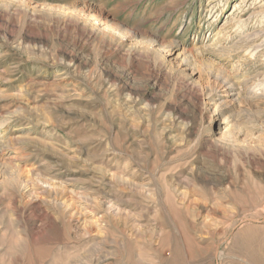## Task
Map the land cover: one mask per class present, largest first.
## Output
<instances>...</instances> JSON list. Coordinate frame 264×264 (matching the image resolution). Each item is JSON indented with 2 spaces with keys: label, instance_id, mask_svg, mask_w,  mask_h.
Here are the masks:
<instances>
[{
  "label": "rangeland",
  "instance_id": "1",
  "mask_svg": "<svg viewBox=\"0 0 264 264\" xmlns=\"http://www.w3.org/2000/svg\"><path fill=\"white\" fill-rule=\"evenodd\" d=\"M0 264H264V0H0Z\"/></svg>",
  "mask_w": 264,
  "mask_h": 264
}]
</instances>
